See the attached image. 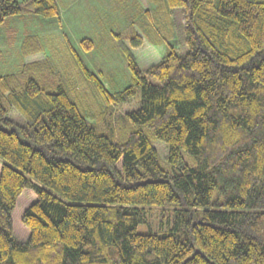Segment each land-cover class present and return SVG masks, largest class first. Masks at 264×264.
I'll return each mask as SVG.
<instances>
[{
    "label": "trees",
    "instance_id": "16d2710c",
    "mask_svg": "<svg viewBox=\"0 0 264 264\" xmlns=\"http://www.w3.org/2000/svg\"><path fill=\"white\" fill-rule=\"evenodd\" d=\"M148 2L110 32L130 75L122 90L68 39L60 63L45 56L0 75V264H264V0ZM24 16L60 12L56 0H0L9 46L10 21ZM145 41L165 51L142 70L132 50ZM19 50L45 47L24 31ZM26 188L36 199L18 240L12 211Z\"/></svg>",
    "mask_w": 264,
    "mask_h": 264
},
{
    "label": "rangeland",
    "instance_id": "374dc122",
    "mask_svg": "<svg viewBox=\"0 0 264 264\" xmlns=\"http://www.w3.org/2000/svg\"><path fill=\"white\" fill-rule=\"evenodd\" d=\"M22 1V0H19ZM60 18L55 21H44L32 16H24L10 21V25L17 30L16 40L12 46L7 44L4 30H0V75L17 72L22 62L41 60L45 56L60 63L61 53L64 52L63 43L68 39L72 47L84 58L89 68L96 74L100 71L106 81L108 89L122 90L130 84V75L123 57L116 43L110 38L112 31H124L127 28L128 18L134 15L135 6L138 3L141 8L152 7L148 0H56ZM173 38L170 43L177 50H184L183 24L184 20L179 13L172 11ZM28 31L41 38L45 50L40 53L22 57L20 54V42ZM109 33V34H108ZM82 37H90L93 40V49L84 52L79 47L78 40ZM136 56L139 67L145 70L150 65L159 61L164 55L165 47L153 45L145 41L143 46L132 50ZM100 74V73H99ZM136 101L116 106L115 111L126 113L135 108ZM10 116L21 121L18 111L11 107ZM153 147L159 153L161 159L165 158L167 148L159 140L153 141ZM183 157H190L182 151ZM163 159L161 163L164 164ZM1 167V162H0ZM36 199L33 190L26 188L17 197L12 211L13 235L18 240H25L29 235V229L22 223L23 211ZM159 208L153 209L152 216L148 217L149 227L155 229L154 220L158 217ZM146 229L140 225L139 230Z\"/></svg>",
    "mask_w": 264,
    "mask_h": 264
}]
</instances>
